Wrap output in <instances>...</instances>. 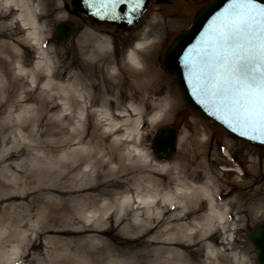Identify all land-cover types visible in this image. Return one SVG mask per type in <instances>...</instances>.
<instances>
[{
    "label": "bare ground",
    "instance_id": "1",
    "mask_svg": "<svg viewBox=\"0 0 264 264\" xmlns=\"http://www.w3.org/2000/svg\"><path fill=\"white\" fill-rule=\"evenodd\" d=\"M39 8L32 0H0V15L12 14L23 31V40L35 53L31 65L16 66L17 79L23 83L4 87L0 107L8 103L15 107L31 99L37 103L36 125L32 131L34 141L31 144L18 142L13 134L15 142L0 158V163L28 154L30 160L26 165L29 167L35 158L32 147L41 146L52 153L66 146H83L71 148L67 162L49 159L48 166L38 171L35 182L24 179L27 187L22 185L10 191L0 181V225L3 221L10 225L6 232H0V264H105L107 260V264H235L226 253L231 247L225 235L221 242L227 247L217 249L209 243L220 230L226 233L235 229L237 218L232 219L229 202L220 193L207 166H201L200 173L191 170L194 180L188 174H181L178 165L170 163L172 160L152 162L150 151L141 148L143 125L154 127L164 118L167 107L169 110L177 107V98L170 91L163 93L159 80L149 84L152 77L158 78L156 69L143 68L132 75V80L122 78L115 73L113 61L105 50L106 39L89 31L78 38L87 83L79 82L78 70L69 73L67 79H59V66L54 63L50 49H44L38 23ZM152 24L158 21L153 18ZM150 30V25L143 29L141 37L123 55L124 61L134 69H142L139 53L153 45L154 41L147 37ZM15 86L23 90V95L13 99L11 87ZM152 86L154 94L164 95L152 100L146 92L147 87ZM41 88L42 95L38 97L39 93L35 92ZM137 92L140 96L137 99L143 105L149 101L153 110L145 121L142 106L133 100ZM61 102L68 107L59 110V120L52 125L44 121ZM91 114L97 124L106 126L99 134L85 132L82 121L88 120ZM63 120L68 123V135L56 137L66 130ZM21 121V117L15 116L11 124L22 126ZM194 124L195 132L200 131L197 120ZM3 128L4 125H0V132ZM47 135L54 139H42ZM175 140L181 144L183 137L176 136ZM49 162L59 165L57 170ZM7 166L12 167L11 163ZM222 168L231 171L229 167ZM122 187L121 191H116ZM260 190L261 187H255L248 201L244 200L245 192L237 194L241 201L238 207L246 215H253L252 203L261 207L256 198ZM103 197L108 201L98 205ZM68 204L74 208L71 215H68ZM96 205L98 210L83 216L86 207ZM33 217L32 234L23 232L24 229L30 231L27 227L31 226L29 222ZM68 220L76 226L68 228ZM112 222L116 228L110 227ZM121 233L135 235L123 238ZM101 235L111 236L116 244L93 246L88 251L86 246L94 244L93 240L102 238ZM43 236L51 247H42L38 239ZM66 236L68 254L45 255L42 250L51 249L53 253L60 250L62 238ZM73 241L76 245L72 251ZM4 248L10 250L9 253L2 252ZM200 248L205 251L202 259L198 258ZM60 256L65 257L64 260ZM235 259L243 261L237 255Z\"/></svg>",
    "mask_w": 264,
    "mask_h": 264
},
{
    "label": "rangeland",
    "instance_id": "2",
    "mask_svg": "<svg viewBox=\"0 0 264 264\" xmlns=\"http://www.w3.org/2000/svg\"><path fill=\"white\" fill-rule=\"evenodd\" d=\"M204 1L205 0H169L168 3L161 4L156 3L155 0H150L146 12L138 23L125 29H117L116 27L103 24L95 25L89 20L77 17L71 10H69L68 0H32L34 6H40V8L37 9V14L38 23L41 25L40 33L44 39V49H50L49 52L52 55L54 63L59 66V79H67L69 73L78 70L80 74L79 82L82 85L83 82L87 83L88 79H85L87 71L83 68L85 63L80 55V39L78 40V38H80L84 32L89 31L102 37L103 40L106 39L105 43L107 46L105 47V50L109 53L108 55L113 61V65L116 68L115 73H118L119 75L121 74L120 76L122 78L132 80V75H135V72L137 71H143V68L150 67L156 69L158 78L152 77L149 84L158 82L159 80L163 88L162 92L170 91L177 98V107L172 110H169L167 107L166 112L164 113V118L154 127H150L147 124L143 125L142 131L144 138L141 148L150 151L151 156L155 159H153L152 162H155L156 160L161 161L150 150V142L155 131L160 126L171 125L175 134V139L176 136L183 137L181 144H178L175 140V153L168 159V161L172 160L170 163L177 164V167L181 170V174H188V177L191 179H194L190 175L191 170H196V172L200 173L202 171L201 166H207V170L211 174L213 181L221 190L220 193L229 202L231 212L233 213L232 219L237 218L235 229L228 230L227 233H225V237H229L227 240L230 242L231 247L230 251H227L226 253L231 259H233L232 261H234L235 264H256L254 249L248 241V234L257 223L264 220V146H257L233 138L213 123L202 118L185 103L171 74L168 73L162 65V56L169 42L178 31L188 25L194 10ZM6 15L7 14L4 16L0 15V96L4 95V87L10 86L9 84L16 85L23 83L22 80L17 79L16 66L22 65L23 67H27L31 65L34 61L35 55L34 50L23 40V31L12 19V14L9 16ZM153 18L158 21V24H152ZM68 20L75 23V32L70 35L64 43H59L54 39L55 27L60 22ZM149 25L151 30L147 32V37L154 41L153 45L146 51L139 53L140 61L143 64L142 69H134L124 61L123 55L125 51L133 45L135 40L141 37V31L148 28ZM157 34L158 37H152ZM15 54H18L19 56L15 57ZM11 89L13 99L16 97L18 98L23 91H21L18 86L11 87ZM41 90L42 88L37 89L35 92L39 93L38 97L39 95H42ZM92 91L97 92L93 89ZM138 92L136 94H138ZM146 92L152 100H156L164 95L163 93L154 94V86L147 87ZM35 93L34 95H36ZM139 97L138 94L133 100L136 104L142 106L145 121L147 116L153 113V110L149 101H146V103L143 102V105L141 103L142 101L137 99ZM36 104V101L31 99L22 101L15 107L12 106L11 103L0 107V125H4L3 130L0 132V158L6 151L11 149L10 147L15 142L13 134L18 137L15 138L18 142L31 144V142L34 141L32 131L35 129L36 125V117L34 113ZM66 107H68V104L61 102L59 108L47 114V118H45L44 121H47L51 125L54 124L59 120V110ZM27 109H29V111ZM15 116L21 117L22 121L20 123L22 126H12L11 121ZM194 120L198 121L197 127L200 130L198 132H195L196 127ZM62 122L66 125V130L56 135V137L68 135V123L66 120H63ZM82 122H84L83 127H85L87 135L99 134L101 130H105L106 128V126L97 124L92 114L88 117V120ZM77 126L79 127L78 124ZM42 139L52 140L54 137L47 135L42 137ZM107 141H109V139ZM80 146H83V144L62 147L52 153L47 152L46 149L41 146L36 148L32 147L31 152L35 155V158L32 159L33 162L30 161L31 166L28 167L26 165L30 160V155L28 156V154H24L19 158H11L0 163V181H2L5 184V187L10 191L14 188H21L22 185L27 187L25 183L29 180L35 182L38 177V171L40 168L48 166L49 159L55 161L54 158H57V160L61 159L67 162V152L73 147L77 148ZM117 150L119 151V149ZM225 151L228 153L226 154ZM9 163H11L12 167L7 166ZM16 164L20 166L16 167ZM182 164L185 165L184 168H182ZM50 165L54 166L56 170V167L59 166H55L53 163H50ZM222 167H229L231 168V171H228L227 169L223 170ZM24 179L28 180L23 182ZM257 186L261 187V190L256 197L258 198L261 207H256V205L252 203L251 205L255 206L254 212L252 216H248L238 207L241 201L239 202L237 199V194L240 191L245 192L246 196L244 200L248 201V195L253 189L255 190V187ZM122 189L123 187L116 191H121ZM226 192H229L230 194L226 195ZM107 201L108 198L103 197L98 205L106 203ZM98 208L97 205L94 207H86L82 214L83 216H86L89 211H96ZM73 210L74 208L68 204V215ZM81 210L82 209L79 211ZM33 219L34 217L31 219V222H29V225L31 226L27 227L30 231L33 229ZM69 223L71 222L68 220V228L70 226H72V228L76 226L75 224ZM9 226L10 225L7 222L3 221L0 225V232H6ZM106 227H109V224H106ZM110 227L116 228L115 222H112V226ZM24 231L25 233L32 234L33 230L30 232L24 229L23 232ZM134 235V233H121L123 238H132ZM222 236L224 235L219 236V233H215L209 243L217 249L227 247V245L221 242V239H223ZM101 237L102 238L100 239H94V244L86 246V249L89 251L93 246L106 247L107 245L116 244L115 239L109 235H101ZM79 238L85 239L84 237L81 238V236H79ZM68 239V236L64 239L62 238L63 244H61L60 250L55 251V253H53V250L51 251V249L48 250V252L45 250L42 251L45 252V255L49 253L48 255L50 256L56 253L60 255L68 254ZM80 239L78 240L80 241ZM38 240L42 243V247H51V245L47 243L45 236L39 237ZM72 245V249L70 250L73 251L76 243L73 241ZM9 251L10 250L4 248L2 252L7 254ZM204 252L203 249H199V259L203 258L202 255ZM234 255L241 257L243 261L240 262L237 259L234 260ZM64 258L60 256V259L64 260ZM76 259L81 262L80 257H77ZM108 262L109 261L107 260L105 264Z\"/></svg>",
    "mask_w": 264,
    "mask_h": 264
},
{
    "label": "snow or ice",
    "instance_id": "3",
    "mask_svg": "<svg viewBox=\"0 0 264 264\" xmlns=\"http://www.w3.org/2000/svg\"><path fill=\"white\" fill-rule=\"evenodd\" d=\"M83 3L95 17L131 24L145 0ZM183 63L201 104L232 132L264 143V3L228 0Z\"/></svg>",
    "mask_w": 264,
    "mask_h": 264
},
{
    "label": "water",
    "instance_id": "4",
    "mask_svg": "<svg viewBox=\"0 0 264 264\" xmlns=\"http://www.w3.org/2000/svg\"><path fill=\"white\" fill-rule=\"evenodd\" d=\"M145 0L144 7L142 8L143 13L146 3ZM158 2H166V0H157ZM259 2L264 3V0H259ZM228 3V0H210L205 4L195 15L191 26L181 31L175 39L171 42L167 48L164 57L163 64L167 71L172 73L176 84L181 91L186 102L198 111L203 117L209 119L215 124L221 126L225 130L232 133L234 136L247 139L250 141L259 142V140H251L247 137H242L236 132H232L221 120L217 119L203 104L199 102L197 96L194 95L193 85L189 83L186 76V68L184 67V56L188 49L192 48L200 34L208 26L209 21L217 12L221 11ZM74 8L84 12L91 16L94 22H103L107 19H100L91 14V12L86 8V6L81 4L80 0H73ZM140 14V15H141ZM137 16L136 19L139 18ZM135 19V20H136ZM109 22H115L118 26L123 25L125 20H108ZM73 24L68 21H63L59 23L55 28L54 38L58 42H64L67 40L68 35L73 31ZM174 132L170 126H165L157 131V134L152 140V148L162 157H168L174 152ZM260 143V142H259ZM249 241L256 250L257 264H264V222L258 224L249 234Z\"/></svg>",
    "mask_w": 264,
    "mask_h": 264
}]
</instances>
